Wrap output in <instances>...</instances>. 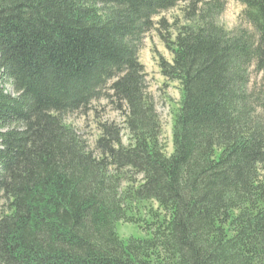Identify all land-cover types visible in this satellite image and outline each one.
Listing matches in <instances>:
<instances>
[{
	"label": "trees",
	"instance_id": "trees-1",
	"mask_svg": "<svg viewBox=\"0 0 264 264\" xmlns=\"http://www.w3.org/2000/svg\"><path fill=\"white\" fill-rule=\"evenodd\" d=\"M227 1L0 0V264H264V0L233 31ZM154 30L171 155L140 61ZM103 100L123 124L91 150L65 117Z\"/></svg>",
	"mask_w": 264,
	"mask_h": 264
},
{
	"label": "rangeland",
	"instance_id": "rangeland-1",
	"mask_svg": "<svg viewBox=\"0 0 264 264\" xmlns=\"http://www.w3.org/2000/svg\"><path fill=\"white\" fill-rule=\"evenodd\" d=\"M184 5L178 8L167 11L155 19L156 22L165 20L173 23L174 20H179L183 23L181 9ZM245 6L239 0H228L226 9L221 15L219 22L226 29L233 31L237 29H251L244 16ZM252 30V29H251ZM163 58L168 62H172L173 56L165 47L160 33L154 30L147 34L143 40L142 48L140 51V61L145 66L148 75V92L154 99L157 112L160 115L163 126V145L167 155L173 152L172 142V128L173 116L178 108L180 102V89L179 83L168 81L161 73L159 61ZM261 74H259L255 67L250 69V88L260 87L262 84ZM8 91L15 95L13 88L7 87ZM264 114V112H263ZM99 121L114 122L118 125L123 124V117L120 113L114 111L112 106L107 100L96 102L92 106L91 112L87 114H75L65 117V122L72 125L78 133L84 138L91 150L95 149V143L100 137L97 124ZM124 144L129 143L128 133L124 132ZM128 184H125V186ZM147 206V205H146ZM156 207V206H155ZM147 208H149L147 206ZM140 212H137V216ZM140 217V215H139ZM143 217V214L141 215ZM145 225H132L120 223L118 225V234L122 239H129L131 237L145 236Z\"/></svg>",
	"mask_w": 264,
	"mask_h": 264
}]
</instances>
